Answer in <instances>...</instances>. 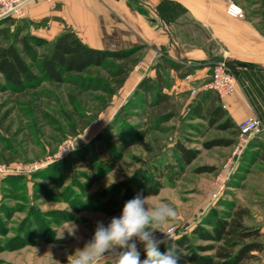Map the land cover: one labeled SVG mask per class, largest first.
<instances>
[{
    "label": "rangeland",
    "instance_id": "374dc122",
    "mask_svg": "<svg viewBox=\"0 0 264 264\" xmlns=\"http://www.w3.org/2000/svg\"><path fill=\"white\" fill-rule=\"evenodd\" d=\"M232 1L243 9L245 18L264 29V0ZM156 9L170 27L183 15L181 6L171 0H158ZM40 24L25 18L7 19L0 20V29L9 35L20 29L22 34L33 35L31 27ZM8 40L0 33V43ZM159 48H129L136 63L118 88L102 66L50 83L33 65L34 80L17 91L0 77V166L4 167L0 171V264H70L72 255L92 239L96 222L107 226L137 193L147 198L149 208L167 204L175 209L176 219L162 224L164 233L156 231L155 235L158 239L167 235L160 250L166 245L178 248L180 264L190 263L186 249L176 240L185 235L192 247L206 244L192 230L196 226L210 229L213 212L225 216L246 208L243 223L259 228L264 243V146L251 139L238 148L240 139L234 128L222 121L209 126L189 117L187 107L196 89L172 90L174 71L162 67L160 58L143 61L155 50L162 57L169 56L163 46ZM44 49L37 47L40 53ZM158 61L170 88L174 115L156 128L148 107L152 95L136 87ZM210 70L211 66L208 76ZM97 133L105 135L104 144L95 140ZM218 138L233 142L203 146ZM176 143L196 149L197 156L176 180L160 179L159 191L146 194L144 172L172 161ZM138 248L144 259L143 244ZM263 255V250L255 252L249 263L262 264ZM118 258L110 252L99 264H116Z\"/></svg>",
    "mask_w": 264,
    "mask_h": 264
},
{
    "label": "crops",
    "instance_id": "0c3cea01",
    "mask_svg": "<svg viewBox=\"0 0 264 264\" xmlns=\"http://www.w3.org/2000/svg\"><path fill=\"white\" fill-rule=\"evenodd\" d=\"M157 1L33 0L25 6L23 18L41 22L31 27V31L45 39L70 28L83 43L98 49L125 50L138 45H153L159 50L163 46L168 57L160 56L155 50L143 61L149 63L153 57L161 61L168 58L179 64L180 70L188 69L182 78L172 69L175 83L171 88L196 89L187 111L206 97L208 90L204 85L210 79L207 71L211 63L225 58L234 73L236 88L222 99L209 91L210 95L217 97L215 104L225 110L235 130L248 116H256L264 127V29L253 19L229 16L225 12L227 0H171L181 6L183 15L170 27L158 15ZM186 22L194 27L184 26ZM193 37L198 40L192 42ZM148 77H155L152 66ZM169 90L167 85L162 88L170 96ZM194 119L207 122L202 117ZM254 142L264 146V130ZM262 157L264 159V154Z\"/></svg>",
    "mask_w": 264,
    "mask_h": 264
},
{
    "label": "trees",
    "instance_id": "16d2710c",
    "mask_svg": "<svg viewBox=\"0 0 264 264\" xmlns=\"http://www.w3.org/2000/svg\"><path fill=\"white\" fill-rule=\"evenodd\" d=\"M5 32L4 28L0 29V33L5 38H9L7 42L0 43V77L12 91L23 89L27 84L32 83L35 78L31 71L33 65L38 67L50 83L62 82L66 76L80 75L91 66H102L114 88H118L124 83L131 66L136 63L133 49L93 48L83 43L70 28L63 29L50 42L29 32L22 34L21 29L11 35ZM41 46L45 49L40 53L37 47ZM162 61V67L174 69L180 78L188 73V69L180 70L181 66L168 58H162ZM158 63L161 62L153 64L155 77L141 79L136 87V90H142L147 96L152 95L148 107L156 128L159 127V123L169 120L174 115V104L170 96L162 91L166 80L162 74L163 68ZM205 96L207 98L202 97L190 107L188 116L205 118L209 126L222 121V124L233 128L225 110L220 104H215L217 97L210 95L209 91L205 92ZM78 117L80 119L81 116ZM86 124L87 121L82 122L81 126ZM104 139L103 133L95 135V140L99 141L100 145L104 144ZM232 142L231 139L218 138L204 142L203 146L205 148L228 146ZM144 147L150 150L147 144H144ZM175 151L172 161L161 164L159 168H152V171L149 168L144 172L148 180L146 194H156L159 191L162 187L160 179L167 182L176 180L198 154L196 149L188 148L181 143H176ZM213 214L210 229L196 226L192 230L194 237L206 244L192 247L189 237L185 235L176 240L177 244L186 249L188 262L190 264H250L249 261L255 257V252L264 249V243L260 239L262 233L259 228L248 227L243 223L247 209L239 207L225 216L216 215L214 212Z\"/></svg>",
    "mask_w": 264,
    "mask_h": 264
},
{
    "label": "clouds",
    "instance_id": "9594fccd",
    "mask_svg": "<svg viewBox=\"0 0 264 264\" xmlns=\"http://www.w3.org/2000/svg\"><path fill=\"white\" fill-rule=\"evenodd\" d=\"M176 216L175 209L167 204L149 208L147 198L137 193L107 226L103 221L96 222L92 239L72 255L70 264H99L110 252L118 254L116 264H180L182 253L178 248L166 245L164 251L160 250L167 235L164 239L155 235L162 224L175 220ZM137 242L144 246V259Z\"/></svg>",
    "mask_w": 264,
    "mask_h": 264
},
{
    "label": "built area",
    "instance_id": "2783aa9c",
    "mask_svg": "<svg viewBox=\"0 0 264 264\" xmlns=\"http://www.w3.org/2000/svg\"><path fill=\"white\" fill-rule=\"evenodd\" d=\"M33 0H0V20L20 19L25 16V6ZM225 12L234 18H243V9L232 0H227L225 4ZM236 88V80L230 64L225 58H218L211 63L210 79L205 83L204 89L213 92L218 98L232 93ZM194 93L195 90H192ZM222 106L224 104L222 103ZM264 130L263 124L256 116H248L244 118L237 126V132L240 141L237 147L240 148L249 140L262 134ZM0 166V171L3 170ZM141 244L137 242V246ZM264 253V249H263ZM264 264V255H263Z\"/></svg>",
    "mask_w": 264,
    "mask_h": 264
},
{
    "label": "water",
    "instance_id": "95a60500",
    "mask_svg": "<svg viewBox=\"0 0 264 264\" xmlns=\"http://www.w3.org/2000/svg\"><path fill=\"white\" fill-rule=\"evenodd\" d=\"M228 63H229V61L228 60H226Z\"/></svg>",
    "mask_w": 264,
    "mask_h": 264
}]
</instances>
